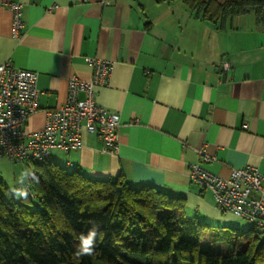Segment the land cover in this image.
Returning <instances> with one entry per match:
<instances>
[{"label":"crops","instance_id":"1","mask_svg":"<svg viewBox=\"0 0 264 264\" xmlns=\"http://www.w3.org/2000/svg\"><path fill=\"white\" fill-rule=\"evenodd\" d=\"M11 2L22 4L19 38ZM87 57L115 63L96 100L120 114L118 152L85 131L80 147L55 149L51 161L183 196L186 215L212 226L232 214L192 182L190 167L204 146L217 156L207 167L223 177L247 165L264 172V20L240 15L222 27L179 0H0V63L38 73L40 110L27 131L65 102L72 76L92 78Z\"/></svg>","mask_w":264,"mask_h":264},{"label":"trees","instance_id":"2","mask_svg":"<svg viewBox=\"0 0 264 264\" xmlns=\"http://www.w3.org/2000/svg\"><path fill=\"white\" fill-rule=\"evenodd\" d=\"M179 1L222 27L251 13L264 20V0ZM33 164L38 182H30L34 195L27 199L16 198L0 179V264H264L258 231L237 228L228 234L234 244L218 252L212 244L226 237L186 215L183 196L150 184L133 187L122 175L97 179L54 161ZM93 221L95 251L77 256L80 235Z\"/></svg>","mask_w":264,"mask_h":264},{"label":"built area","instance_id":"3","mask_svg":"<svg viewBox=\"0 0 264 264\" xmlns=\"http://www.w3.org/2000/svg\"><path fill=\"white\" fill-rule=\"evenodd\" d=\"M9 7L13 13V35L19 38L25 27L22 4L11 2ZM87 61L92 66V78L84 81L72 76L65 102L47 110L44 127L32 132L26 130V124L40 110L38 73L18 68L11 61L0 63V157L17 163L51 161L55 149L69 151L80 147L85 131L102 140L103 152H118L120 114L96 100V88L110 84L115 63L101 57H87ZM197 153L201 161L191 164L192 182L211 190L223 212L256 228L264 245V172L247 165L233 168L230 176L223 177L207 167L217 160L216 155L204 146Z\"/></svg>","mask_w":264,"mask_h":264},{"label":"rangeland","instance_id":"4","mask_svg":"<svg viewBox=\"0 0 264 264\" xmlns=\"http://www.w3.org/2000/svg\"><path fill=\"white\" fill-rule=\"evenodd\" d=\"M219 1L224 2L226 0H219ZM251 14H254V13H251ZM236 22L237 21H235V25H237ZM229 29L231 28L229 27ZM54 158L55 160L57 159L55 156ZM33 168H34V164L31 162L17 163V162L9 160L6 157H0V179H2L5 182V184L8 186V188L11 191L13 187L18 186L17 179H18L20 172L24 169H30L31 171H33ZM25 186L28 187V185H25ZM213 226H215L216 232L222 233L223 237H226L224 241L212 244L213 247L218 252H226L228 251L229 246L234 244L232 239H228L229 238L228 234L230 232L232 233L237 228H239L242 232L249 230L250 228H253V226L248 221L242 218H239L235 215H232V214H227L226 216H224L223 220H221L219 223L213 224ZM237 242L242 243L243 240L237 239Z\"/></svg>","mask_w":264,"mask_h":264},{"label":"clouds","instance_id":"5","mask_svg":"<svg viewBox=\"0 0 264 264\" xmlns=\"http://www.w3.org/2000/svg\"><path fill=\"white\" fill-rule=\"evenodd\" d=\"M30 182H38L34 172L30 169H24L20 172L17 179V187H13V195L18 199H27L30 195L29 187ZM99 236V226L96 222H91V227L80 235L75 248V254L77 256L92 255L95 251V246Z\"/></svg>","mask_w":264,"mask_h":264}]
</instances>
